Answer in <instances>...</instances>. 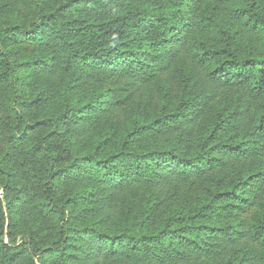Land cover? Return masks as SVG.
Instances as JSON below:
<instances>
[{
    "label": "trees",
    "instance_id": "obj_1",
    "mask_svg": "<svg viewBox=\"0 0 264 264\" xmlns=\"http://www.w3.org/2000/svg\"><path fill=\"white\" fill-rule=\"evenodd\" d=\"M0 264H264V0H0Z\"/></svg>",
    "mask_w": 264,
    "mask_h": 264
},
{
    "label": "rangeland",
    "instance_id": "obj_2",
    "mask_svg": "<svg viewBox=\"0 0 264 264\" xmlns=\"http://www.w3.org/2000/svg\"><path fill=\"white\" fill-rule=\"evenodd\" d=\"M4 117V112H3V101H2V97L0 96V120H2ZM1 131V130H0ZM1 190H0V194H1Z\"/></svg>",
    "mask_w": 264,
    "mask_h": 264
}]
</instances>
